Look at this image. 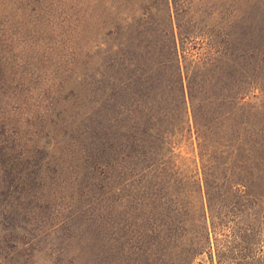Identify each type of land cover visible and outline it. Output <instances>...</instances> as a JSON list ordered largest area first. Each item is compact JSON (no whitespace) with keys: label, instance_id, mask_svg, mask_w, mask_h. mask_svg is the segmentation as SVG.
<instances>
[{"label":"trees","instance_id":"obj_1","mask_svg":"<svg viewBox=\"0 0 264 264\" xmlns=\"http://www.w3.org/2000/svg\"><path fill=\"white\" fill-rule=\"evenodd\" d=\"M182 6L180 0H156L152 7L163 19L153 16L150 27L139 17L136 36L132 21L118 29L124 41L111 73L94 77L90 109L48 131L43 146L28 149L0 139V260L11 247L31 258L44 252L56 264H201L196 260L202 255L215 264V251L220 264H233L212 242L211 231L237 214L246 230L237 239L243 241L261 224L256 210L264 209V155L242 145L251 138L248 98L255 86L264 94V50L255 45L241 58L230 43L220 50L218 39L209 40L215 51L193 50ZM257 51L261 57L252 60ZM5 131L6 123H0V136ZM178 136L190 138L195 150L185 190L174 163ZM59 154L63 162L55 166ZM71 156L77 173L63 182V189L69 187L61 195L64 207L48 224L41 199L22 191L55 180L52 173L62 176ZM135 166L152 168L163 189L141 199ZM165 182L175 195L164 189ZM113 215L134 229L138 243H92ZM14 230L47 243H28ZM251 252L239 264H255Z\"/></svg>","mask_w":264,"mask_h":264},{"label":"rangeland","instance_id":"obj_2","mask_svg":"<svg viewBox=\"0 0 264 264\" xmlns=\"http://www.w3.org/2000/svg\"><path fill=\"white\" fill-rule=\"evenodd\" d=\"M155 2L0 0V123H6L5 135L1 134L0 139H9L16 147L34 149L44 145L48 131H55L59 123L76 120L86 113L91 106L94 77L96 74L105 75L107 71L111 73L112 60L119 52L120 42L124 41L118 31L126 21H132L136 26L141 19L139 17L146 18L150 27L154 17L163 19L165 14L161 17L162 13H157V9L152 7ZM180 4L183 5L181 13L186 23L187 45L193 50L215 51L209 40L216 39L220 42V50L230 43L231 52L241 58L251 55L255 45L264 50V0H180ZM140 29L137 26L133 29L134 36ZM136 43L137 39L132 46L134 55L139 51ZM258 54L257 51L252 60L256 56L261 57ZM247 103L249 122L246 128L251 138L242 146L252 147L264 155V94L258 86L251 92ZM173 151L176 170L180 171L178 185L185 190L188 175L195 168V150L190 138L178 136ZM73 161L74 156L67 159L70 168L62 176L51 174L59 182L50 178L44 181L45 184L32 183L22 191L23 195H36L41 199V214L49 218L48 224L55 221V216L64 207L61 195L69 187L63 189V182L73 181L77 173L75 167L71 168ZM62 162L59 154L55 166ZM142 169L135 166L134 170L136 187L144 200L150 197V193L158 192L159 186L163 189V182L154 177L157 173L152 168ZM117 173L119 169L115 168L112 174L117 177ZM173 184L171 181L170 185ZM164 185V189H170L175 195V187L171 188L166 182ZM18 193L13 194L16 196ZM180 197L184 198L183 192ZM256 211L261 224L248 231L250 236L243 234V241L237 239L239 232L246 231L239 224L237 214L218 231H211L212 242L219 243L220 249L228 254L230 259L226 258L227 263H244L248 260L246 251L252 250L249 260L264 264V209L261 211L258 207ZM110 220L106 229L92 236V243H138L132 235L134 229L124 224L121 215H113ZM2 231L4 235L5 230ZM13 233H20L28 243H47L24 230H14ZM6 243L11 245L15 242L8 239ZM8 249V253L3 251L6 259L0 260V264L57 263L44 252L31 258L24 249L19 253L14 252V248ZM214 258L215 264H220L216 251ZM198 262L211 264V259L202 255L196 260Z\"/></svg>","mask_w":264,"mask_h":264}]
</instances>
